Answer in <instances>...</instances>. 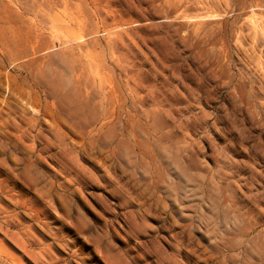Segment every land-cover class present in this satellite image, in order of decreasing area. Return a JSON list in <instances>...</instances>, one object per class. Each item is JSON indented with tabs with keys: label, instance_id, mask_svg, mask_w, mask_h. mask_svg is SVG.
I'll return each mask as SVG.
<instances>
[{
	"label": "rangeland",
	"instance_id": "1",
	"mask_svg": "<svg viewBox=\"0 0 264 264\" xmlns=\"http://www.w3.org/2000/svg\"><path fill=\"white\" fill-rule=\"evenodd\" d=\"M0 264H264V0H0Z\"/></svg>",
	"mask_w": 264,
	"mask_h": 264
}]
</instances>
